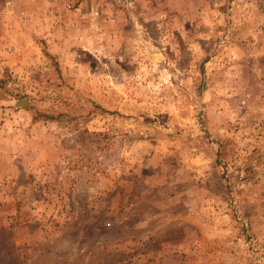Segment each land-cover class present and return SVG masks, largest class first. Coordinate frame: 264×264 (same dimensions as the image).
<instances>
[{"label": "rangeland", "instance_id": "1", "mask_svg": "<svg viewBox=\"0 0 264 264\" xmlns=\"http://www.w3.org/2000/svg\"><path fill=\"white\" fill-rule=\"evenodd\" d=\"M0 264H264V0H0Z\"/></svg>", "mask_w": 264, "mask_h": 264}, {"label": "water", "instance_id": "2", "mask_svg": "<svg viewBox=\"0 0 264 264\" xmlns=\"http://www.w3.org/2000/svg\"><path fill=\"white\" fill-rule=\"evenodd\" d=\"M27 102L28 101L26 99H22V100L18 101V104L25 105V104H27Z\"/></svg>", "mask_w": 264, "mask_h": 264}]
</instances>
